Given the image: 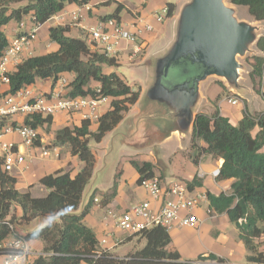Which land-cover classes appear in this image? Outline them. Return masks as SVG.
Returning a JSON list of instances; mask_svg holds the SVG:
<instances>
[{"label":"trees","instance_id":"trees-1","mask_svg":"<svg viewBox=\"0 0 264 264\" xmlns=\"http://www.w3.org/2000/svg\"><path fill=\"white\" fill-rule=\"evenodd\" d=\"M91 0H0V53L8 44L4 32L5 26L14 21L19 23L22 17L29 15L34 24L45 23L58 13L66 4L83 5ZM243 5L256 20H264V0H231ZM19 4L17 7H12ZM118 5L110 16H117ZM168 15L175 6L167 3ZM50 40L57 43L55 51L32 55L18 64L10 74L9 91L16 92L31 85L37 79H49L52 85L64 72L74 74L69 83L68 95L81 96L92 93L90 83L97 82L103 95L108 96V109L100 115L91 128L89 120H81L79 125L63 126L53 133L55 144H67L70 153L76 156L83 166L75 173L63 169L42 175L38 183L47 189L44 196H33L29 190L17 189V179L1 167L0 158V241L12 232L28 240H39L42 251L53 252L49 257H38L32 264H229L227 259L208 253L196 258H183L179 252L170 248L171 238L168 230L153 226L137 233L134 247L123 256H116L99 245L93 230L86 225L84 217L94 205H107L116 195V173L112 188L106 192L95 191L81 212L82 192L91 178L96 163L95 152L90 142H99L122 119L124 113L136 102L140 88L136 83H128L115 71L119 63L86 39L67 35V28L62 25L48 29ZM257 48L264 52V35L257 42ZM252 69L249 78L253 89L264 99V91L256 82L264 73V56L252 57ZM226 94L225 86L216 81ZM257 84V85H256ZM211 113H198L193 125L190 146L196 150L193 162L201 153L214 159H222L218 179H233L229 194L215 196L207 192L211 206L225 211L229 221L237 230L246 251L245 261L249 264H264V251L259 249V239L264 235V111L250 113L245 107L241 119L236 125L223 116L216 103ZM33 127L52 122V115H35L25 118ZM258 130L252 134V130ZM203 142L205 146H200ZM131 165L138 173L137 182L154 176L153 163L131 159ZM192 189L201 183L195 175L187 182ZM98 201L94 203V198ZM38 216L49 218L48 222L30 232L18 233L14 223H28ZM131 240V239H129ZM143 243L141 246H139Z\"/></svg>","mask_w":264,"mask_h":264},{"label":"crops","instance_id":"crops-1","mask_svg":"<svg viewBox=\"0 0 264 264\" xmlns=\"http://www.w3.org/2000/svg\"><path fill=\"white\" fill-rule=\"evenodd\" d=\"M113 2L121 5L117 11V16L114 17H117L130 31H135V27L132 24L138 22L137 18L142 19L144 23L152 25L151 30L145 31L143 29L138 36L136 43L140 45L141 50L139 53L133 55L135 44L125 40L121 41L119 53L114 58L119 65L126 64L128 68L139 62L149 49L153 45L159 44L166 35V28L171 15H167L163 21H158L155 13L162 7L167 6V3H173L177 7L181 0H133L131 3L128 0H91L87 3L89 9L82 8L77 4H66L58 12L65 14L64 22L59 25L67 28V35L86 39L89 43L86 38L87 31L85 27L94 26L115 12L109 13L103 9L105 5H110ZM122 8L125 9L123 13ZM78 9H80L79 23L73 24L71 23L70 13ZM22 19L26 22L25 28H28L30 16L26 15ZM54 21L52 17V19L42 24L38 30L37 38L31 44L30 56L45 54L57 49V43L50 40L48 35L49 27L55 26ZM138 27H142V25H138ZM21 30L18 23L14 21L9 22L4 28L8 41ZM41 44H44L42 52L35 53V49L39 48ZM89 44L93 47L92 43ZM107 70L117 72L128 83L133 84L134 79L130 77L131 81H128L122 73L116 70V67L108 68ZM60 75L68 81V85L74 77V74L71 72H64ZM259 80L260 88L264 91V73ZM138 85L140 88V84ZM29 86L42 93L49 92L55 87V85L52 87L51 80L49 79H37ZM90 87L93 90L99 86L97 82L92 81ZM66 89H69V86ZM201 93L205 101L211 105V108H208L207 111H202L211 113L214 109V107L212 108V103L214 102L220 113L227 117L233 125H236L241 119L245 107L249 112L264 111V99L261 97H256L255 100L258 99L260 101L256 105L253 103L254 99L249 100L247 98L240 99V103L237 105H231L226 100V97L233 95L231 93H224L217 83H211L206 88L201 85ZM104 105L107 107L105 110H102ZM104 105L100 109V115L108 109L109 102ZM81 120L83 119L78 113L57 112L52 115V122L48 127L49 130H53L50 135L47 136L45 134L47 125L44 124L37 128L39 140L33 147L27 149L22 145L19 146V149L24 152L26 161L21 167L14 170L16 171L15 174H12L17 179V189L21 191L29 190L30 192L31 187L44 174L58 169L70 171L73 174L82 167L80 160L70 153V147L67 144H55L53 141V133L56 129L63 126L79 125ZM90 122L92 123L91 128L94 129L96 121ZM115 130L108 132L94 145L89 144L96 155L94 176H92L90 184L85 187L83 192L85 193L84 200L82 199V203L80 202L79 206L80 208L81 205H86L91 196L87 198V195L92 191H109L112 188L116 173L118 174L114 198L105 206L94 204L84 217V222L93 230L98 241L102 238L106 239V243L101 245V247L110 253L116 256H123L133 247L134 242L127 239L130 235L128 232L117 227L115 220L107 214L108 210L119 214L144 200L149 201L151 207L154 209L158 208L161 203V200L152 199L143 187L139 185L137 182L138 173L131 165V159L139 162L143 160L152 162L154 176L161 178L163 181L169 182L172 179H179L188 182L196 175L201 184L199 186L195 185L192 188L193 190L205 194L209 192L215 196L220 193L229 194L233 179H218L214 175L215 171L219 170L223 162L222 159H214L210 155L201 153L197 157V163L193 162L196 150L190 146L192 132L184 138L176 135L172 136L155 149L133 151L120 143V135L116 138L117 131ZM257 130L258 128L255 127L252 130V134H255ZM12 139L19 143L17 136L13 135ZM199 145L205 146L203 142H199ZM43 147H46L48 150L47 156H42L41 150ZM155 150L157 155L155 154ZM107 158L111 159L108 163L106 162ZM103 172L102 180L101 175ZM207 209H211L210 214L207 213ZM195 213L200 220L197 225L189 227L173 226L168 230L171 238L170 248L177 250L183 258H196L200 254L207 255L208 253H214L227 259L229 264H249L245 261L246 251L243 243L237 238L236 228L234 229L235 231H232V228L235 226L229 221L225 211H219L215 206H211L207 197L206 201H203L195 209ZM263 240L264 235L259 239V249L262 251H264L261 245ZM129 241L133 242L132 247L118 251L124 243ZM31 243L35 249H42L41 241L31 240ZM238 257L241 259L244 257V260L238 262Z\"/></svg>","mask_w":264,"mask_h":264},{"label":"water","instance_id":"water-1","mask_svg":"<svg viewBox=\"0 0 264 264\" xmlns=\"http://www.w3.org/2000/svg\"><path fill=\"white\" fill-rule=\"evenodd\" d=\"M238 6L243 7L231 0H181L175 7L161 42L128 67L132 79H141L138 99L132 105L135 110L130 112L129 108L108 131L122 128L115 130L122 145L141 151L155 149L175 135L189 136L196 115L209 114L200 108L205 99L201 85L211 77L239 99L260 103L255 99L261 96L242 81L245 65L240 60L248 53L264 56L257 48L264 35V20L239 17ZM208 108L211 105L205 110Z\"/></svg>","mask_w":264,"mask_h":264},{"label":"built area","instance_id":"built-area-1","mask_svg":"<svg viewBox=\"0 0 264 264\" xmlns=\"http://www.w3.org/2000/svg\"><path fill=\"white\" fill-rule=\"evenodd\" d=\"M80 7L89 9L88 4ZM79 11L80 9L70 13L71 23H79ZM155 14L158 21H163L168 15V7H162ZM52 17L55 25L62 24L65 20L63 13H55L48 20ZM137 19L138 22L132 24L135 31H130L117 17H108L94 26H86V38L93 47L109 57L117 56L120 43L125 40L135 44L133 49L135 55L141 50L140 45L136 43L138 36L143 29L145 31L152 29V25L144 23L140 18ZM18 25L22 30L9 40L0 53V158L2 169L8 173L18 169L26 161L24 152L19 146L30 149L39 140L38 127L25 122V118L66 112L78 113L82 119L97 121L102 105L109 101L108 96L103 95L99 87L87 95H68L66 89L68 81L61 75L52 85L55 87L46 93L38 92L29 85L14 93L10 92V74L16 70L19 63L30 56L31 44L37 38L38 30L42 26L30 21L28 28H25L26 22L23 19ZM226 100L231 105L240 103V99L234 95L227 96ZM13 135L18 137L19 143L12 139ZM41 151L42 156L48 155L46 147ZM218 173L219 170H216L214 175L217 176ZM139 185L152 199L161 200V203L154 209L149 201L144 200L119 214L108 210L107 214L115 220L121 230L132 234L153 226H161L169 230L173 226L189 227L200 222L195 209L206 201L207 195L190 189L186 181L172 179L166 182L153 176L141 179ZM97 201L98 197H95L94 202ZM207 213L210 214L211 209H207ZM9 226L12 229L11 234L0 241V264H32L38 257L46 258L54 254L35 249L31 240L16 235L13 226L11 224ZM105 243V238L100 239V247Z\"/></svg>","mask_w":264,"mask_h":264},{"label":"rangeland","instance_id":"rangeland-1","mask_svg":"<svg viewBox=\"0 0 264 264\" xmlns=\"http://www.w3.org/2000/svg\"><path fill=\"white\" fill-rule=\"evenodd\" d=\"M130 3L131 2H133V0H128ZM119 5V4H118ZM117 3H115V2H113V3H111L110 5H105V7H103V9L106 11V12H112V11H115L116 10V8H117ZM17 6V4H14V5H12V7H16ZM238 8H239V10L241 11H239V17H241V18H245V19H249V20H252V16L248 13V11H247V8L245 7V6H243V7H241V6H238ZM122 10V13L125 11V9H121ZM263 24H264V22H263ZM264 31V30H263ZM167 34V33H166ZM156 42V41H155ZM44 47V44H41V45H39V48H37V49H35V53H39V52H42L41 50H42V48ZM254 55L252 54V53H248V54H246V56L245 57H243V58H241V62L245 65V68H244V70L243 71H241V77H242V81L245 83V84H247L248 86H251L252 85V83H251V80H250V76H249V72L251 71V69H252V57H253ZM116 70L117 71H119L120 73H122L124 76H125V78L128 80V81H131L130 80V76H131V70H129L128 68H127V66H126V64H121V65H119V66H117L116 67ZM216 81H217V79L216 78H214V77H211V78H208L202 85H203V87L204 88H206L209 84H211V83H216ZM256 82H257V84L259 85V79L258 78H256ZM133 83H137V84H141V79L140 78H137V79H134L133 80ZM256 84V85H257ZM229 93V92H228ZM207 105H208V103H206V101H205V99H203L202 100V103H201V105H200V108L201 109H203V110H205L206 108H207ZM103 106V105H102ZM106 105H104L103 107H102V110H105L106 109ZM214 106H213V104H212V108H213ZM135 110V107L134 106H132L131 108H130V112H133ZM58 127V126H57ZM122 130V128H119L117 131H121ZM53 132V130L52 129H50L49 130V128L48 129H46L45 130V134L48 136V135H50L51 133ZM118 136L119 135H117V137L116 138H118ZM95 144V142H90V145H94ZM109 161H111V159L110 158H107V163L109 162ZM80 163H81V165L83 166V163L80 161ZM15 172L16 171H13L11 174H15ZM103 174H104V172L102 173V175H101V179L103 180ZM31 191V194L32 195H34V196H44V195H46L47 194V189L45 188V187H43V186H41L38 182H36L35 183V185H33L32 187H31V189H30ZM92 195V194H91ZM91 197V196H90ZM89 198V197H88ZM55 217H53V219H54ZM48 220H49V218L47 217V216H38V217H36L35 219H33V220H31L30 222H28V223H18L17 221L14 223V225H15V227H16V231L18 232V233H21V234H24V233H26V232H30V231H32L33 229H36V228H38V227H41V226H43V225H45L47 222H48ZM235 229V227L234 228H232V231H235L234 230ZM230 232V231H229ZM236 234H237V231H236ZM127 239L129 240V239H131L133 242H134V244H135V242L137 241V237H133L132 235H129L128 237H127ZM132 241H129V242H126V243H124L123 244V246L122 247H118L119 249H118V251H121V250H124L125 248H130V247H132V245H133V242ZM143 243L141 242V244L139 245V246H141ZM261 245L263 246V249H264V240L261 242ZM134 247H136V245H134ZM133 248V247H132ZM131 248V249H132ZM130 249V250H131ZM238 262H242L243 260H244V257H242V259L240 258V257H238Z\"/></svg>","mask_w":264,"mask_h":264}]
</instances>
